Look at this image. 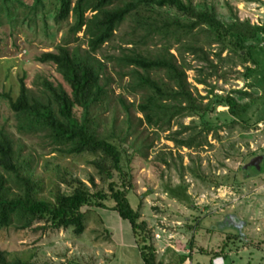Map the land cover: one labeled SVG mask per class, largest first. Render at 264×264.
Here are the masks:
<instances>
[{
  "label": "rangeland",
  "instance_id": "1",
  "mask_svg": "<svg viewBox=\"0 0 264 264\" xmlns=\"http://www.w3.org/2000/svg\"><path fill=\"white\" fill-rule=\"evenodd\" d=\"M23 1L30 6L34 2ZM43 1L47 14L45 18L41 13L37 14V26L27 20L25 22L21 10L17 12L20 17H17L14 26L5 18L1 22L0 130L14 142L15 150L22 158L30 159L37 185L35 199L54 203L59 191L72 193L74 183L82 182L91 193H96L108 192L110 181L95 165L96 161H101V156L57 152L48 138V132L35 130L27 123L20 125V118L10 110L8 100L4 97L6 94L16 97L20 79H24L30 90V98L46 102L42 81L61 82L60 75L53 67L40 64L36 59L43 53L56 50L67 36L71 20L56 25L57 0ZM184 1L192 2L197 8H214L219 20L225 25L238 18L241 22L249 21L255 27L264 26V0ZM167 13L172 17H180L173 10H167ZM128 31L129 24L122 28V35ZM199 31L195 33V40L190 41H195L203 48L212 66L198 57L185 54L190 91L195 97L203 98L209 97L212 91L217 96L232 94L240 105L248 106L240 120L232 117L227 107L220 106L214 107L204 117H176L162 129L150 127L144 121L141 123L143 116L136 109L139 93L124 91L123 86L128 79L121 80L117 66L108 60L112 55H118L120 40L116 39L114 43L104 46L97 55L107 66L110 97L104 106L94 110L91 117L98 127V134L112 136V142L122 153V166L132 186L129 200L133 209L140 213L139 222L146 223L151 231L152 244L159 229H165L173 235L180 231L177 222L188 227L190 212L210 214L215 210L220 211V200L212 202L210 199L241 194L239 181L260 173L254 167L247 169L248 164L254 157L264 156V36L247 43V46L256 48L252 52L255 65L253 62L243 63L230 50H225L221 59L217 58L221 45ZM77 37L82 39L83 34ZM155 43L148 46L152 52L157 50L156 46H160ZM76 45L78 43L71 46ZM171 46V53L177 56L178 46ZM85 47L83 43L82 48ZM178 61L180 63L181 60L178 58ZM248 69L253 74H249ZM199 80H205L206 84L199 85ZM234 91L249 96L233 94ZM122 99L129 107V114L121 105ZM207 103V100L203 102L204 105ZM182 126L190 127V130L183 132ZM191 137L196 138L191 148L181 147L174 142ZM261 170L264 172V161ZM113 181L120 187L121 178L116 172ZM228 204L234 205L233 202ZM108 205L111 207L113 204ZM99 211L102 210L93 209L85 214V232L80 236L75 235L73 229H43V224H35L26 230L18 226L3 229L0 232V251L10 262L19 259L34 264H100L106 255L105 250L110 246V235ZM232 215L224 214L223 221L209 218L201 226L219 232L238 230V223ZM176 241V238L168 240L173 245Z\"/></svg>",
  "mask_w": 264,
  "mask_h": 264
},
{
  "label": "trees",
  "instance_id": "2",
  "mask_svg": "<svg viewBox=\"0 0 264 264\" xmlns=\"http://www.w3.org/2000/svg\"><path fill=\"white\" fill-rule=\"evenodd\" d=\"M46 8L43 0H34L31 6L23 0H0V25L5 18L14 26L20 17L17 12L21 10L24 21L37 26L36 16L41 13L45 18ZM167 10H173L180 17L170 16ZM70 20L67 36L56 50L36 59L40 64L53 67L61 77L58 83L42 81L47 101L31 99L24 79H20L16 97L10 94L4 97L10 110L20 118V125L27 123L35 130L48 132L57 152L101 156V161H96L95 165L110 181L109 191L91 193L84 183L77 182L72 193L59 191L54 203L36 200L37 185L30 159L22 158L16 152L14 142L0 130V232L13 226L26 230L35 224H43V229H73L75 235L80 236L85 232L86 213L93 209L108 210L130 224L144 264H161L151 242V231L146 223L139 222L140 213L130 203L132 186L122 166V153L112 142V136L98 134V127L91 117L94 110L104 106L110 97L107 66L97 55L104 46L120 40L118 55H112L108 60L117 66L121 80L128 79L124 91L139 93L136 109L143 116L141 123L144 121L150 127L162 129L176 117H204L220 106L227 107L229 114L240 120L248 106L240 105L232 94L217 96L212 91L207 99L193 95L187 81L188 65L184 56L190 54L212 66L203 48L190 41L195 40V33L200 30L221 45L217 58L221 59L222 53L230 50L243 63L256 65L252 54L256 48L247 43L264 36V26L255 27L238 18L225 25L214 8H197L184 0H57L55 24L60 26ZM127 24L129 31L122 35V28ZM80 33L82 39L77 37ZM82 41L85 48H82ZM155 42L160 46L152 52L148 46ZM74 43L78 45L72 47ZM171 44L178 46L177 56L171 53ZM248 71L253 74L250 69ZM197 82L206 84L205 80ZM233 94L249 96L241 91ZM206 100L208 103L204 105ZM121 105L129 114L123 99ZM188 130L190 127L182 126L183 132ZM174 142L191 148L196 138ZM114 172L121 178L120 187L113 181ZM108 203L113 205L110 207ZM0 264L34 263L19 259L10 262L0 251Z\"/></svg>",
  "mask_w": 264,
  "mask_h": 264
},
{
  "label": "crops",
  "instance_id": "3",
  "mask_svg": "<svg viewBox=\"0 0 264 264\" xmlns=\"http://www.w3.org/2000/svg\"><path fill=\"white\" fill-rule=\"evenodd\" d=\"M263 161L264 156L259 155L248 164L247 169L254 167L260 173L239 181L241 194L221 195L210 199L212 202L220 200V211L215 210L210 214L190 212L188 227L177 222L180 226L177 234L172 235L165 229H159V232H156L159 239L155 238L153 242L158 263L264 264V172L261 170ZM230 202L234 205L230 206ZM99 212L110 235V246L105 250L106 255L100 264H144L130 224L122 221L113 211ZM224 214H233L239 226L238 230L219 232L202 228L201 225L209 218H219L223 221ZM175 238L178 240L176 244H169L168 240Z\"/></svg>",
  "mask_w": 264,
  "mask_h": 264
},
{
  "label": "built area",
  "instance_id": "4",
  "mask_svg": "<svg viewBox=\"0 0 264 264\" xmlns=\"http://www.w3.org/2000/svg\"><path fill=\"white\" fill-rule=\"evenodd\" d=\"M155 238L159 239V236H158V235H156V236H155Z\"/></svg>",
  "mask_w": 264,
  "mask_h": 264
},
{
  "label": "water",
  "instance_id": "5",
  "mask_svg": "<svg viewBox=\"0 0 264 264\" xmlns=\"http://www.w3.org/2000/svg\"><path fill=\"white\" fill-rule=\"evenodd\" d=\"M258 161H260V159H258ZM257 166V165H256Z\"/></svg>",
  "mask_w": 264,
  "mask_h": 264
}]
</instances>
